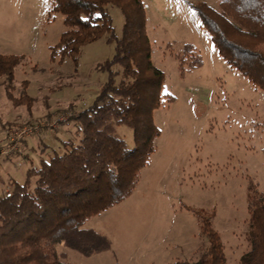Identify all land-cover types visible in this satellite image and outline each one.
Returning <instances> with one entry per match:
<instances>
[{
  "label": "rangeland",
  "instance_id": "1",
  "mask_svg": "<svg viewBox=\"0 0 264 264\" xmlns=\"http://www.w3.org/2000/svg\"><path fill=\"white\" fill-rule=\"evenodd\" d=\"M141 2L150 61L164 73L159 103L149 111L158 130L153 152L131 195L86 222L107 236L111 249L90 256L57 249L68 264H188L207 245L197 216L203 211L224 245L226 264H239L249 249L248 180L264 193V90L226 63L201 23L195 6L215 9L219 0ZM52 6V0H0V54L20 58L10 92L33 100L29 109L15 105L0 75V148H16L0 156V196L39 165L49 152L41 148L58 147L55 132L64 136L68 116L92 104L107 80L98 64L115 52L103 36L76 58L53 59L51 47L65 26ZM107 9L120 37L121 10ZM185 43L202 63L182 76L176 55ZM117 132L134 144L131 128L120 125Z\"/></svg>",
  "mask_w": 264,
  "mask_h": 264
},
{
  "label": "trees",
  "instance_id": "2",
  "mask_svg": "<svg viewBox=\"0 0 264 264\" xmlns=\"http://www.w3.org/2000/svg\"><path fill=\"white\" fill-rule=\"evenodd\" d=\"M52 2V10L62 15L65 26L51 47L53 59L76 58L82 46L103 36L114 42L115 52L98 64L107 80L92 104L68 116L66 122L71 123L61 131L64 136L55 132L58 147L41 148L49 152L40 157L39 165L27 169L24 182H10L11 190L0 196V264H68L58 245L86 256L110 250L107 236L85 223L131 195L158 133L149 111L159 103L164 73L150 61L141 0ZM109 4L123 15L120 37L112 26ZM195 9L218 54L264 90V0H219L215 9L205 4ZM191 50L192 44L185 43L176 55L182 76L202 63ZM19 62L17 56L0 54V75L7 97L29 109L30 96L21 92L14 98L10 92ZM115 65L120 71L113 70ZM173 99L170 96L168 101ZM120 125L132 129V146L118 134ZM256 188L249 179L245 235L249 249L239 264H264V193ZM200 212L197 216L207 245L188 264H226L224 245L210 217Z\"/></svg>",
  "mask_w": 264,
  "mask_h": 264
},
{
  "label": "built area",
  "instance_id": "3",
  "mask_svg": "<svg viewBox=\"0 0 264 264\" xmlns=\"http://www.w3.org/2000/svg\"><path fill=\"white\" fill-rule=\"evenodd\" d=\"M15 148V144L9 146V147H3V148H0V156H5L7 154H10Z\"/></svg>",
  "mask_w": 264,
  "mask_h": 264
},
{
  "label": "crops",
  "instance_id": "4",
  "mask_svg": "<svg viewBox=\"0 0 264 264\" xmlns=\"http://www.w3.org/2000/svg\"><path fill=\"white\" fill-rule=\"evenodd\" d=\"M85 227H91V228H93L92 226H90V225H87L86 223H85ZM94 229V228H93Z\"/></svg>",
  "mask_w": 264,
  "mask_h": 264
}]
</instances>
